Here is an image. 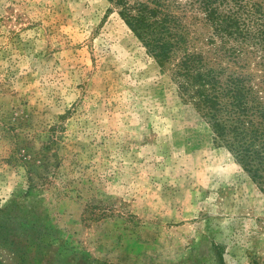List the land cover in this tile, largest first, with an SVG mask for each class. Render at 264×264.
I'll use <instances>...</instances> for the list:
<instances>
[{"label": "rangeland", "instance_id": "374dc122", "mask_svg": "<svg viewBox=\"0 0 264 264\" xmlns=\"http://www.w3.org/2000/svg\"><path fill=\"white\" fill-rule=\"evenodd\" d=\"M249 19L256 43L235 47L264 99V21ZM0 261L264 264V177L109 0H0Z\"/></svg>", "mask_w": 264, "mask_h": 264}, {"label": "trees", "instance_id": "16d2710c", "mask_svg": "<svg viewBox=\"0 0 264 264\" xmlns=\"http://www.w3.org/2000/svg\"><path fill=\"white\" fill-rule=\"evenodd\" d=\"M109 1L158 65L171 70L180 97L208 122L214 141L225 145L254 179L264 177V99L247 64L240 62L247 50L235 47L237 40L256 43L249 18L253 14L264 21L262 2L192 0L191 9L201 11V17L185 14L178 0ZM188 19L211 29L205 44L198 45L195 22ZM259 32L264 38V28Z\"/></svg>", "mask_w": 264, "mask_h": 264}]
</instances>
